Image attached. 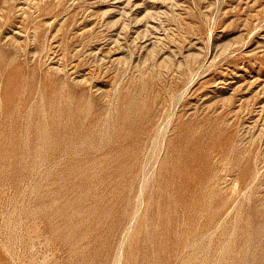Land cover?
<instances>
[{
  "label": "rangeland",
  "instance_id": "1",
  "mask_svg": "<svg viewBox=\"0 0 264 264\" xmlns=\"http://www.w3.org/2000/svg\"><path fill=\"white\" fill-rule=\"evenodd\" d=\"M0 264H264V0H0Z\"/></svg>",
  "mask_w": 264,
  "mask_h": 264
}]
</instances>
